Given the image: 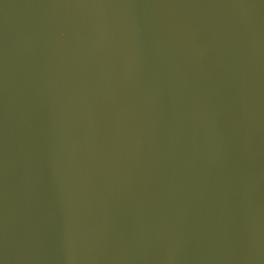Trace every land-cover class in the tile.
<instances>
[{"label":"water","instance_id":"95a60500","mask_svg":"<svg viewBox=\"0 0 264 264\" xmlns=\"http://www.w3.org/2000/svg\"><path fill=\"white\" fill-rule=\"evenodd\" d=\"M0 264H264V0H0Z\"/></svg>","mask_w":264,"mask_h":264}]
</instances>
